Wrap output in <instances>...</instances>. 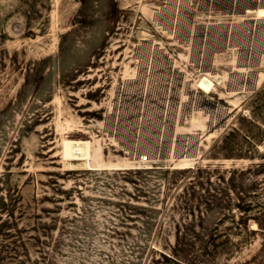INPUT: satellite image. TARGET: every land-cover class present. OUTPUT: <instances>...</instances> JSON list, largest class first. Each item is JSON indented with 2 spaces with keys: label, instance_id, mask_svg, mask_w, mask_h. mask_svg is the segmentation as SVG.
Instances as JSON below:
<instances>
[{
  "label": "rangeland",
  "instance_id": "rangeland-1",
  "mask_svg": "<svg viewBox=\"0 0 264 264\" xmlns=\"http://www.w3.org/2000/svg\"><path fill=\"white\" fill-rule=\"evenodd\" d=\"M261 5L0 0V264H264V167L242 177L251 217L203 221L170 171L219 182L262 160ZM65 135L98 161L62 158ZM177 227L188 250L172 251Z\"/></svg>",
  "mask_w": 264,
  "mask_h": 264
},
{
  "label": "trees",
  "instance_id": "trees-1",
  "mask_svg": "<svg viewBox=\"0 0 264 264\" xmlns=\"http://www.w3.org/2000/svg\"><path fill=\"white\" fill-rule=\"evenodd\" d=\"M263 167L264 153L261 161L253 162L244 169L233 168L229 170V175L226 180L223 176H218L220 179L219 182H213L210 179V172L214 169H210L208 165L200 166L199 164H195L170 171L182 175V191L188 192L190 196H192L188 198L187 201H184L185 207L190 211L192 216L196 215L200 221H203L206 216L205 213L208 216V214L214 211H221L225 208L229 209L232 205H235L236 208L241 210L243 213L245 212L246 217H251L253 214L250 211L255 208L258 209L261 207V204L245 198V186L243 184L242 177L246 174V172H250L252 168H255L253 171H258ZM236 174H238L241 178L239 181L235 178ZM260 187L263 188V186ZM229 189H232L236 193L237 200H231L228 192ZM195 212L196 214H194ZM217 243L218 242L215 240H202V251L205 253L215 251L217 249ZM190 245L192 244L179 235V228L177 227L175 244L172 247V251H185L189 249Z\"/></svg>",
  "mask_w": 264,
  "mask_h": 264
},
{
  "label": "bare ground",
  "instance_id": "bare-ground-1",
  "mask_svg": "<svg viewBox=\"0 0 264 264\" xmlns=\"http://www.w3.org/2000/svg\"><path fill=\"white\" fill-rule=\"evenodd\" d=\"M256 12L258 15H264V5L257 7ZM197 85L206 91H210L214 83L211 78L204 75L199 78ZM92 142L93 141L87 137H71L65 135L61 137L59 153L62 158L66 160L85 159L88 160V162L93 161L95 163L98 161L101 152L99 146L96 145V147L93 148Z\"/></svg>",
  "mask_w": 264,
  "mask_h": 264
}]
</instances>
